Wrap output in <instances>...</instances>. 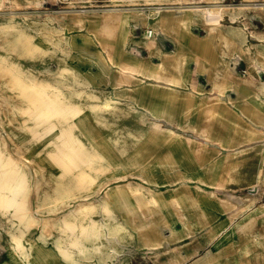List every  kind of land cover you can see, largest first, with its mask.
Wrapping results in <instances>:
<instances>
[{"label": "bare ground", "instance_id": "1", "mask_svg": "<svg viewBox=\"0 0 264 264\" xmlns=\"http://www.w3.org/2000/svg\"><path fill=\"white\" fill-rule=\"evenodd\" d=\"M110 1L131 6L139 2ZM143 1L183 7L196 0ZM217 10L227 11L212 8L209 13ZM259 10L264 13V7ZM205 13L174 8L154 9L147 14L106 11L93 17L69 13L66 27L77 31L81 43L72 39L68 46L75 51L79 46L84 50L92 46V57L87 61L97 65L95 73L81 67L84 58L79 54L68 52L65 58L57 59V79L50 71L30 75L13 66L10 57L18 47L9 44V53L0 56V214L16 223L9 264H25L24 260L29 264V257L43 248V238L58 229L67 238L66 246L58 245L59 239L55 242L61 253L60 264H96L88 262L90 250L103 264L108 255L105 245L110 244L113 254L114 243L131 234L132 228H142L139 232L145 234L144 241L149 246L168 241L153 229L155 217L161 214L151 211L148 205L157 201L164 206V171L176 167L189 178L198 170L208 175L210 165L217 163L214 158L228 147L238 148L235 158L228 161L234 170L248 154L255 158L259 155L255 148L251 150L256 131L248 122L253 119L264 125V79L250 75L237 78L230 73L224 56L234 32L207 22ZM130 18L146 26L143 44L150 54L158 55V64L128 52ZM196 20L207 26L203 37L191 31L190 25ZM14 27L18 28L14 35H27L25 27ZM156 30L171 35L176 48L161 52L154 42ZM235 34L237 47L251 66L264 71V42L251 55L248 48L240 46L242 36ZM257 37L264 38V32ZM76 57L79 62H74ZM190 62H195L210 80L208 91L188 80ZM90 84L108 85L110 90L101 92ZM230 88L236 91L234 100L227 96ZM15 97L21 107L13 105ZM122 97L133 99L151 115L152 121L145 130L140 128L133 147L110 143L113 137L103 131L110 118L126 113V108L116 105ZM16 113L22 122L15 127ZM160 119L169 122L171 128L160 124ZM77 125L88 130L80 131ZM26 133H31V139L25 137ZM36 141L45 146L42 154L34 148ZM225 163L217 165L224 168ZM131 170L136 171L137 179L127 176ZM198 201L205 205L212 202L208 191ZM99 208L102 217L95 219L93 214ZM119 209L123 213L116 219ZM253 223L264 227V207L231 231L237 235V248L245 257L252 244L256 246L264 240V231L258 233L257 242L251 233H244ZM29 229L37 231L36 240L26 236ZM231 234L224 239L223 252L233 244ZM184 235L185 230L175 233L177 238ZM168 256V264L179 263L173 251L169 250ZM217 257V253L208 252L195 264H218Z\"/></svg>", "mask_w": 264, "mask_h": 264}, {"label": "rangeland", "instance_id": "2", "mask_svg": "<svg viewBox=\"0 0 264 264\" xmlns=\"http://www.w3.org/2000/svg\"><path fill=\"white\" fill-rule=\"evenodd\" d=\"M71 1L74 0H0V56H6L9 53L8 46L11 43L18 47V51L12 53L10 57L17 70L24 69L30 75L35 72L45 74L50 71L52 76L57 79V59L65 58L66 54L71 52L84 58L81 66L83 69L90 68V71L95 73L97 65L87 61L92 57L93 47L84 50L79 46L75 51L68 46L72 39L81 43L77 31L75 29L68 30L66 27L70 23L69 13L75 11L93 17L106 11L144 12L147 14L150 10L164 8L193 9L200 12L205 10L204 20L212 21L221 30L234 32L224 56L230 73L237 78L250 75L253 78L260 76L264 79V71L251 66L246 55L238 49L235 41L236 32L243 38L240 46L244 49L248 48L251 55L264 42L262 41L264 38L257 37L259 33L264 32V13L259 10L264 7V0H196L192 1V4H188L190 6L185 4L186 6L183 7L165 3L150 5L143 0H139L138 5L135 6L114 4L110 0H77L72 5ZM212 8H225L227 11L217 10L211 14L209 11ZM16 24L27 29L26 36L14 35L18 30L17 27H14ZM190 28L197 37H203L207 33L206 24L199 20L191 23ZM53 30L56 32L53 33ZM128 30L131 34L126 46L128 52L138 58L158 64V55L150 54L143 44L146 26L140 20L130 18ZM153 37L161 52H171L176 48L177 44L169 34L156 30L153 32ZM30 41L32 43L29 44ZM74 62H79L77 57L74 58ZM187 69V78L192 84L205 92L211 88L210 80L204 72L198 69L195 62H190ZM90 87L101 92L110 90L109 86L104 84H90ZM82 88L84 89L85 86ZM226 93L230 100L236 99L234 88H230ZM15 98V100H11L13 105L21 107L19 100L17 97ZM117 103L118 107L126 108V113L110 118L109 124L105 128L102 126L103 131L113 137L110 143L116 146L133 147L139 139L140 128L145 130L152 121L151 115L137 106L131 98L122 97L118 99ZM77 119L75 118V120ZM21 122V115L16 113L15 127L21 125ZM248 123L256 131L255 142L251 145V150L255 148L259 151L256 158L252 154H248L244 163L234 170L229 162L235 158L238 148L228 147L220 150V153L218 152L221 157L218 155L214 158L218 164L225 161L224 168L214 163L210 165L208 175H204L202 171L198 170L192 175L193 178H189L186 173L176 167L164 171L163 175L167 180V183L161 185L166 188L163 192L165 197L162 199L164 206H160L157 201L148 203V205L151 207V211L157 210L161 214V217H155L153 229L168 241L163 240L161 244L149 246L144 241L145 234L139 232L142 228H132L131 234L114 243L116 251L113 254L110 244L105 245L104 250L108 255L103 264H168L169 250L176 254L179 260L178 264H195L208 252L217 253L218 264H264V240L256 246L252 244L245 257L240 254V250L237 248V235L231 234L234 227L239 226L238 224L244 218L253 217L259 207H264V125L253 119ZM160 124L170 128L172 126L163 119H160ZM89 127L92 129L91 126ZM76 128L80 131L88 130V127L85 128L83 125H77ZM13 132L17 133V130L14 128ZM30 136L31 133L25 135L28 139ZM34 148L40 150L42 154V149L45 146L42 142L36 141ZM127 169L129 168L127 167ZM133 171L136 173L135 170H131L127 176L135 180L137 176ZM208 178L211 181L207 183ZM206 191H208L212 202L205 205L198 199ZM168 193L175 194V196L165 195ZM110 202L115 205L112 200ZM110 207L113 209V205L110 204ZM101 211L99 208L93 217L101 218ZM134 211L137 212L136 209ZM122 213V210L119 209L116 215L112 214L116 219H119L121 217L119 214ZM253 220L254 218H252ZM15 224V219L9 220L0 214V264H9L12 261V234L15 233ZM219 226L220 230L217 231ZM184 230V236L175 237V233H182ZM262 231H264V227L253 223L250 230L244 233H251L257 242V235ZM230 234L233 244L229 246V250L223 252L222 244ZM26 236L31 240H36L37 231L29 229ZM65 237L59 229L44 237L43 248L29 257V264H60L61 253L55 247V242L59 239L61 242L58 245L66 246L67 238L65 239ZM192 251L195 253L189 257L188 253ZM90 255L88 262L99 264L93 250H90ZM24 263L28 264L25 260Z\"/></svg>", "mask_w": 264, "mask_h": 264}]
</instances>
